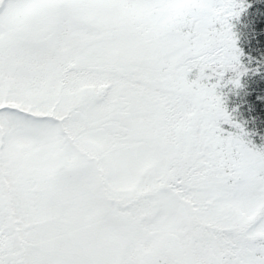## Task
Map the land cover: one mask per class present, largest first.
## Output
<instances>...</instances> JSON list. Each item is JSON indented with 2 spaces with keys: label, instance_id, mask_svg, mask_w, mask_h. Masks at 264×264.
<instances>
[{
  "label": "snow or ice",
  "instance_id": "obj_1",
  "mask_svg": "<svg viewBox=\"0 0 264 264\" xmlns=\"http://www.w3.org/2000/svg\"><path fill=\"white\" fill-rule=\"evenodd\" d=\"M245 112L264 0H0V264H264Z\"/></svg>",
  "mask_w": 264,
  "mask_h": 264
},
{
  "label": "trees",
  "instance_id": "obj_2",
  "mask_svg": "<svg viewBox=\"0 0 264 264\" xmlns=\"http://www.w3.org/2000/svg\"><path fill=\"white\" fill-rule=\"evenodd\" d=\"M252 115H254V113ZM243 117H247L246 127L249 128L250 130H253V132H252V139L257 144H259L261 142V139H260V136L256 133L255 129L259 128L261 131H264V125H260L258 122L253 121L251 119V116L247 112H245L243 114Z\"/></svg>",
  "mask_w": 264,
  "mask_h": 264
}]
</instances>
